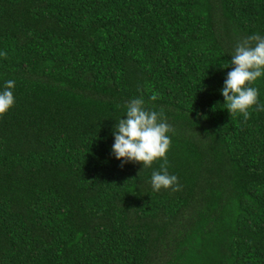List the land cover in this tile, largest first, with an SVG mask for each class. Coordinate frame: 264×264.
<instances>
[{
    "label": "trees",
    "instance_id": "1",
    "mask_svg": "<svg viewBox=\"0 0 264 264\" xmlns=\"http://www.w3.org/2000/svg\"><path fill=\"white\" fill-rule=\"evenodd\" d=\"M253 32L264 0H0V264H264V110L220 93ZM137 96L178 190L110 155Z\"/></svg>",
    "mask_w": 264,
    "mask_h": 264
},
{
    "label": "clouds",
    "instance_id": "2",
    "mask_svg": "<svg viewBox=\"0 0 264 264\" xmlns=\"http://www.w3.org/2000/svg\"><path fill=\"white\" fill-rule=\"evenodd\" d=\"M3 54L0 52V55ZM230 56L224 68L229 65L231 68L226 73L220 93L230 116L240 115L247 120L253 108L264 110V103L259 101V90L252 86L254 81L264 77V34L253 32L236 42ZM15 83L14 79H6L0 86V115L9 111L15 103ZM171 130L172 125L162 111L147 107L142 96L133 97L127 102L123 118L116 121L113 127L110 155L121 165L139 162L142 167L160 159V168L153 169L151 173L152 190L170 187L178 190L181 187L178 177L167 167L166 153L171 143Z\"/></svg>",
    "mask_w": 264,
    "mask_h": 264
}]
</instances>
